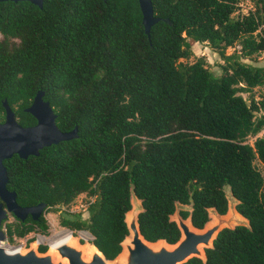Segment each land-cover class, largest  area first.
<instances>
[{
  "label": "trees",
  "instance_id": "trees-1",
  "mask_svg": "<svg viewBox=\"0 0 264 264\" xmlns=\"http://www.w3.org/2000/svg\"><path fill=\"white\" fill-rule=\"evenodd\" d=\"M241 1L151 0L160 19L149 35L137 0L0 1V121L6 99L18 123L34 124L25 108L40 89L58 128L77 126L70 140L3 160L16 202L54 210L84 193L86 216L63 213L59 224L89 232L110 259L131 190L142 236L174 243L175 202L191 204L180 214L201 228L208 208L226 212L227 186L249 225L219 231L205 262L181 264H264V98L244 96L264 83V65L246 61L264 51V0L246 11ZM195 41L217 51L218 74L189 60ZM46 230L43 214L6 223L10 240Z\"/></svg>",
  "mask_w": 264,
  "mask_h": 264
},
{
  "label": "water",
  "instance_id": "water-1",
  "mask_svg": "<svg viewBox=\"0 0 264 264\" xmlns=\"http://www.w3.org/2000/svg\"><path fill=\"white\" fill-rule=\"evenodd\" d=\"M25 1L42 6V0ZM137 2L144 31L149 35L150 27L160 18L154 15L151 0ZM162 20L169 21L168 18ZM43 95L42 90L36 91L31 103L25 108L35 118V123L28 126L18 123L6 99L2 101L4 119L0 121V241L5 238L1 223L8 213L20 220L28 215L36 220L45 208L44 202L28 206H21L16 202L15 191L6 188L7 173L3 160L13 154L22 158L37 155L43 147L77 136V126L69 131L58 128L56 113ZM224 192L227 199L226 212L220 214L215 208H208V216L214 220H208L201 228L194 227L189 216L184 218L180 214V210L189 211L191 204L175 202L174 212L169 217L179 230V237L174 243H168L164 239L148 241L142 236L137 219L143 207L131 190V207L124 215L127 234L120 242V252L113 258H106L92 242L86 245L79 244L73 238H64L54 242L45 251H38L36 241L27 248L6 249L0 246V264H181L191 257H198L205 262L204 249L212 247L219 231L236 225H249L248 220L236 210L237 200L230 190L229 195L225 189Z\"/></svg>",
  "mask_w": 264,
  "mask_h": 264
},
{
  "label": "rangeland",
  "instance_id": "rangeland-1",
  "mask_svg": "<svg viewBox=\"0 0 264 264\" xmlns=\"http://www.w3.org/2000/svg\"><path fill=\"white\" fill-rule=\"evenodd\" d=\"M242 11H246L251 5L247 0L241 1L240 3ZM233 47L227 48L226 52L230 53L233 51ZM192 54L189 57V60L195 59L197 56H202L206 60L207 67L215 74L220 72L219 65L222 63V60L217 53L206 41H195L191 44ZM246 61L264 65V51L261 53L252 56L250 59H246ZM244 96H252L255 100L260 101L259 99L264 98V83L260 86H255L251 92L244 93ZM264 110V109H263ZM257 135L264 136V127ZM254 137H249L248 141L251 143ZM257 167L264 172V165L256 162ZM226 194L229 195L228 187H224ZM86 201L87 196L84 193L78 194L69 204L67 205H58L56 209L52 210H44L43 217L47 223L46 232L34 231L29 232L23 237H14L12 240L8 239L6 234V223H10L14 220L13 216L8 213L7 217L1 223V229L5 233L4 240L0 241V246L6 249H13L17 245L29 246L33 241L37 242V247L39 245H46V250L49 248L51 244L54 242L61 240L65 237L70 236L74 240H76L79 244H90L92 236L89 232L85 230H69L66 227H63L59 224V215L63 213H79L81 217L86 216ZM188 207V206H184ZM209 220H213V218H209Z\"/></svg>",
  "mask_w": 264,
  "mask_h": 264
},
{
  "label": "flooded vegetation",
  "instance_id": "flooded-vegetation-1",
  "mask_svg": "<svg viewBox=\"0 0 264 264\" xmlns=\"http://www.w3.org/2000/svg\"><path fill=\"white\" fill-rule=\"evenodd\" d=\"M44 210H45V208L43 209V211L41 212V214L39 215V217L43 214ZM11 215H12V214H11ZM12 216H13V215H12ZM13 218H14L15 220H19V221L25 222L26 224L31 223L32 220H35V219H32V217H31L30 215H28L24 220H20V219L14 217V216H13ZM36 220H37V219H36ZM27 247H29V246H20V248H27ZM38 248H39V246L37 247V249H38ZM38 251H39V250H38Z\"/></svg>",
  "mask_w": 264,
  "mask_h": 264
},
{
  "label": "built area",
  "instance_id": "built-area-1",
  "mask_svg": "<svg viewBox=\"0 0 264 264\" xmlns=\"http://www.w3.org/2000/svg\"><path fill=\"white\" fill-rule=\"evenodd\" d=\"M20 246H22V245H17V246H15L14 248H20Z\"/></svg>",
  "mask_w": 264,
  "mask_h": 264
},
{
  "label": "bare ground",
  "instance_id": "bare-ground-1",
  "mask_svg": "<svg viewBox=\"0 0 264 264\" xmlns=\"http://www.w3.org/2000/svg\"><path fill=\"white\" fill-rule=\"evenodd\" d=\"M213 220H214V218H213ZM212 221V220H211ZM65 238H69V239H71V237L70 236H68V237H65ZM64 239V238H63ZM52 245V244H51Z\"/></svg>",
  "mask_w": 264,
  "mask_h": 264
}]
</instances>
